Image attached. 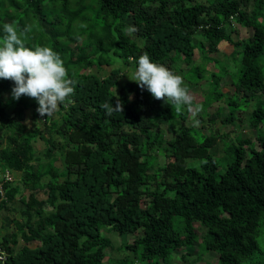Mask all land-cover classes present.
Returning a JSON list of instances; mask_svg holds the SVG:
<instances>
[{
    "label": "trees",
    "instance_id": "1",
    "mask_svg": "<svg viewBox=\"0 0 264 264\" xmlns=\"http://www.w3.org/2000/svg\"><path fill=\"white\" fill-rule=\"evenodd\" d=\"M250 1L0 0V42L5 23L18 32L31 25L26 45L52 48L76 82L70 102L58 106L56 117H43L42 126L35 99H13L14 83L0 79V171L20 175L16 185L0 178V210L12 203L22 217H13L14 230L0 240L7 252L0 264H112L104 228L138 234L126 251L153 264L176 254L192 256L178 251L195 243L196 263L209 251L218 253L220 264H242L256 253L264 216V133L230 144L224 157L230 154L231 161L220 170L212 149L219 140L227 144L228 134L200 140L193 130L219 118L232 123L242 103L256 98L249 122L256 129L264 123V0H254L248 11ZM234 22L249 30L247 38L235 39ZM128 26L138 31L126 35L122 30ZM199 31L202 46L194 42ZM221 42L234 45L232 59L239 65L235 71L222 66L226 75L236 74L230 77L231 92L219 87L224 78L214 70L206 93L212 91L177 112L136 82L120 81L121 65L136 66L146 53L183 80L200 84L212 58L206 52H217ZM196 49L205 53L202 60H195ZM115 95L124 111L108 116L100 105H115ZM196 106L203 110L200 126L188 120ZM225 106L229 111L222 117ZM30 114L32 128L25 123ZM162 122L169 131L178 129L167 143ZM159 155L165 162L157 165ZM194 160L200 163L190 164ZM196 224L206 228L202 238ZM116 264L138 262L127 255Z\"/></svg>",
    "mask_w": 264,
    "mask_h": 264
},
{
    "label": "rangeland",
    "instance_id": "2",
    "mask_svg": "<svg viewBox=\"0 0 264 264\" xmlns=\"http://www.w3.org/2000/svg\"><path fill=\"white\" fill-rule=\"evenodd\" d=\"M198 1H204V0H198ZM253 5H254V0H251L249 5L247 6L248 11H252ZM231 33L235 37V39L244 40L245 38L248 37L249 30L247 28L243 27L242 25L234 22L233 31ZM203 38H204L203 31H199L198 34L194 36V42L196 44H198L199 46H202V44L200 42H198V40L203 39ZM233 50H234V45L232 43L221 42L219 44L217 52H210V51L206 52V54H208L209 56L212 57L210 61H207L206 79L203 80L200 84H193V83L188 82L185 79L183 80L184 81L183 86L187 87V89L189 90V94L192 97V100L201 102L207 96L209 91L206 93V90H207L206 88L208 87L209 81L212 79L211 72L214 70H218V72H219L218 75L221 77L223 76L222 78H224L222 81H220L219 87H221V88L225 87L226 91H229V92L234 90L235 87H234V85H232L230 83L231 82L230 77L235 78L236 74L229 73L228 75H226L222 70L223 65H225V66L227 65L229 71H235L236 67L239 66V65H237V62H235V63L233 62V59H232ZM203 54H205V53L201 52V50H199V49H196L195 60H202ZM216 58H217V60L220 61V63H217ZM180 64H181V62H180ZM181 65L183 66L185 64L183 63ZM121 67H122V71H123L122 74H124L125 71H128L129 73L134 71L136 66L135 65H130V66L121 65ZM203 68H206V66L205 67L203 66L202 69ZM262 68L264 69V64L262 65ZM105 69H108V68H105ZM108 72H109L108 70H102L101 74L107 75ZM127 80H129V79H128L126 74L122 75L120 78L121 83H124ZM209 89H211V87H209ZM211 91L212 90H210V92ZM4 96H5V98H7L8 94H4ZM262 98L264 99V95ZM256 99L252 100L249 104H247V106L243 105V103H242L240 108L237 109L238 110L237 111V117L232 123H225L222 121V118H219L213 124L210 122L204 121L208 125H207V127H204V130H202V131L198 128L193 129L195 133L198 132L197 137L200 140L203 139L202 138L203 136H206L207 134H210V133L225 134V136L228 134V136H227L228 143L227 144H225L224 141L219 140V142L212 149V151L215 154L219 155V157H220V159L218 158V163L221 164V166H222V167H220V170L224 169L225 162L231 161L230 154H227L226 158L224 157L225 153L227 152L226 149H228L230 144L235 143L236 139H239L240 137L255 138L257 131L264 133V123L261 124V127L259 129H256L255 127L253 128V126H251L250 122H249L251 112L256 107V103H257ZM166 103L163 100L160 101L161 105H165ZM217 105H218V103H215L213 106H210L209 111L214 112L216 110ZM191 110L192 111H190L189 119H188L189 124L195 125V126H200L201 124L203 125V123H201V121L199 119L201 116V113L203 111L202 107L196 106L195 108H192ZM228 111H229L228 107L225 106L223 111H222V117H226L228 114ZM56 116H57L56 114H53V117H56ZM38 120H39L40 124L43 126L44 125L43 124L44 118L41 116H38ZM25 123L30 128L33 127L35 120L31 117V114L28 116V118L25 119ZM186 123H188V121H186ZM161 126H162V131L165 134V141L167 143V141L171 137L174 136V134L176 133V131L178 129H176L174 131H169L167 129V123L166 122H162ZM179 127H180V125L178 126V128ZM226 132H229V133H226ZM40 148L37 150V153H36L37 156L42 155L40 152ZM60 154H61L62 161H64V159H65L64 153H62V151H61ZM62 161L60 160L58 162V164L62 165ZM35 162H37V161L35 160ZM164 162H165V157L162 155H159V160L157 161V165L163 164ZM199 163H200L199 160H194V161L190 162V164H193V165H198ZM63 165H64V162H63ZM154 168L155 167H153V169ZM9 178L10 179H8V180H10L14 185L20 183V175L17 173L14 175L11 174V176L9 174ZM0 187H1V185H0ZM22 190H23V192H25L23 188H22ZM19 196L20 195H18V197ZM11 204H10L9 209H1L0 210V240L2 239L3 235L14 230L15 225L13 222V217L17 216L19 218H22L21 213L19 211L13 210V208L11 207L12 206ZM17 206H18V208H20V202L17 203ZM178 219L179 218L177 217L175 219V222H177ZM196 228H197V231H198V233H200V236L202 238L206 234V228H204L200 224H196ZM102 233L108 235V237L111 239V246L107 249V254H108L107 260H109L108 262H111L112 264L119 263L122 258L127 257V255H128L130 258H133V260L137 261L138 264H153V262H146L145 260H141L139 253L134 254L132 251H129V250L126 251L125 244L129 241H132L134 238H136L138 236V234H136V233L135 234L134 233H120V232L115 231V230L107 231L106 228H104V231ZM258 241H259V248L256 251V253L253 254L251 257H248L247 259L243 260L242 264H264V216H262L261 221H260V225L258 228ZM204 245L205 244L203 243L201 245V249L199 247V250H202L203 248H205ZM183 251H192V252H194V254L192 256L185 255L184 258L182 257V255L176 254L171 259V261L166 262V263H162V264H220L218 261V256H217L218 253L215 251H209L208 253L203 255V257L198 259L199 261L196 263L197 254H198V243H195L194 247H192V248H184L178 252L182 253Z\"/></svg>",
    "mask_w": 264,
    "mask_h": 264
},
{
    "label": "clouds",
    "instance_id": "3",
    "mask_svg": "<svg viewBox=\"0 0 264 264\" xmlns=\"http://www.w3.org/2000/svg\"><path fill=\"white\" fill-rule=\"evenodd\" d=\"M5 36L0 42V79L14 83L11 90L13 99L21 96L35 99L38 104L36 111L41 117H50L60 104L70 102L74 95L75 81L68 76L61 56L47 46L29 47L26 45V34L31 25H26L18 32L13 23L3 25ZM130 35L138 31L135 26L122 30ZM130 81H134L140 89L147 90L154 99L170 102L179 112L182 105L191 106L192 97L184 81L168 67L153 62L148 54H142L136 61L135 70L125 71ZM115 105L105 101L100 107L108 116L114 112L124 111L123 103L118 95ZM11 182V181H10Z\"/></svg>",
    "mask_w": 264,
    "mask_h": 264
},
{
    "label": "built area",
    "instance_id": "4",
    "mask_svg": "<svg viewBox=\"0 0 264 264\" xmlns=\"http://www.w3.org/2000/svg\"><path fill=\"white\" fill-rule=\"evenodd\" d=\"M9 174L11 176V174H12L11 171L8 170V169H6V168H4V169H2L0 171V178L3 179V180L10 181V180H8V179H10L9 178ZM0 185H1V187H0V194H1L0 201H1L4 198V189H3V183L2 182H0ZM6 253L7 252L3 248L0 247V259L1 260H4L5 261V259H6Z\"/></svg>",
    "mask_w": 264,
    "mask_h": 264
}]
</instances>
